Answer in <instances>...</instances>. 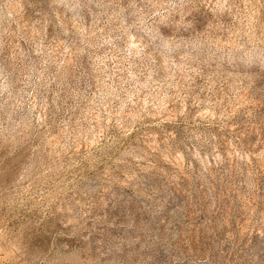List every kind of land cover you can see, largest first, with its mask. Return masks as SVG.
I'll return each mask as SVG.
<instances>
[{
	"label": "rangeland",
	"instance_id": "obj_1",
	"mask_svg": "<svg viewBox=\"0 0 264 264\" xmlns=\"http://www.w3.org/2000/svg\"><path fill=\"white\" fill-rule=\"evenodd\" d=\"M0 264H264V0H0Z\"/></svg>",
	"mask_w": 264,
	"mask_h": 264
}]
</instances>
